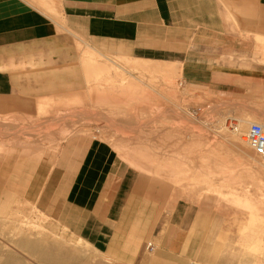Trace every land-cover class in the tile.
I'll use <instances>...</instances> for the list:
<instances>
[{
	"label": "crops",
	"instance_id": "crops-1",
	"mask_svg": "<svg viewBox=\"0 0 264 264\" xmlns=\"http://www.w3.org/2000/svg\"><path fill=\"white\" fill-rule=\"evenodd\" d=\"M104 52L130 59L127 75L169 84L180 76L192 89L217 93L242 77L264 87V0H0V173L7 167L8 183L37 189L40 214L74 235L79 252L104 255L108 264H175L146 259L143 241L169 242L189 230L192 206L102 139L63 141L62 125L80 121L67 109L95 107V85L115 83L112 68L121 66ZM121 78L128 87L146 85L141 76ZM22 124L56 130L32 136ZM87 262L77 256L73 264Z\"/></svg>",
	"mask_w": 264,
	"mask_h": 264
},
{
	"label": "rangeland",
	"instance_id": "rangeland-1",
	"mask_svg": "<svg viewBox=\"0 0 264 264\" xmlns=\"http://www.w3.org/2000/svg\"><path fill=\"white\" fill-rule=\"evenodd\" d=\"M104 55L121 66L112 68L115 83L95 85V92L90 93V99L95 96V107L67 109L69 114L65 115L72 116L73 120L87 121L88 115L94 114L96 122H65L63 141L68 142L77 135L95 136L109 143L128 163L127 158L136 156L138 163L151 166L150 171H141L144 177L152 179L161 191L170 188L175 192L176 201L184 200L192 206L194 223L189 230L176 232L169 242L168 236L157 243L151 237L143 241L146 259H173L175 264H264V250L253 253L240 246L251 242L242 235L240 226L248 218L249 210L238 209L230 203L235 196H240L264 208V172L254 159L263 163L264 160L250 147L247 153H242L229 141L239 119L264 123V87L260 81L249 83L242 77L241 83L232 86V90L219 93L196 90L184 85L180 76L169 84L157 75L138 71L127 75L123 68L130 59L105 52ZM99 61L111 66L105 58ZM140 76L146 85L128 87L121 80V77ZM152 78L155 81L150 83ZM84 82L88 83L81 75L80 83ZM19 127L32 136L43 137H50L56 130V125L51 124ZM2 129L0 125V132ZM213 142L224 149L215 148ZM46 143L50 141L44 139L43 144ZM6 169L0 173L4 177L0 182V206L4 205L0 207V264H73L77 256L87 257V264L109 263L104 255L91 250L79 252L80 245L74 235L40 214L37 189L14 187L13 182L8 183ZM158 171L164 176H159ZM135 228L140 230L138 225ZM252 234L264 240V229H255ZM219 238L224 240L222 247H219ZM149 243L154 246L152 252L147 250ZM188 243L190 246L185 251ZM197 247L203 248L200 254L196 252ZM41 248L42 251L36 252Z\"/></svg>",
	"mask_w": 264,
	"mask_h": 264
},
{
	"label": "bare ground",
	"instance_id": "bare-ground-1",
	"mask_svg": "<svg viewBox=\"0 0 264 264\" xmlns=\"http://www.w3.org/2000/svg\"><path fill=\"white\" fill-rule=\"evenodd\" d=\"M96 64H98V63H96ZM115 65V64H114ZM102 68V67H101ZM97 70V69H96ZM98 71V70H97ZM99 72V71H98ZM97 72V73H98ZM97 73H95V75L97 74ZM89 77V76H88ZM94 77V76H93ZM95 78H97L96 76H95ZM134 82V81H133ZM136 82V81H135ZM134 82V84H136ZM132 83V82H131ZM138 84V83H137ZM140 85V84H139ZM180 101V100H179ZM167 105V104H166ZM187 109V108H186ZM186 111V110H185ZM177 112V111H176ZM179 113V112H178ZM259 120V119H258ZM251 121H247V120H244V119H239V122H237V126H234L233 127V130H231L232 131V133H231V136L229 135V137H230V143L234 146V148H236V149H238L240 152H242V153H247V150H248V147H250L249 146V144L246 142V139H245V137H244V133L247 131V125H249V124H253L252 122L250 123ZM256 122V121H255ZM260 122H262V121H260ZM204 124V123H203ZM256 124H259L258 122L256 123ZM260 125L261 126H263L264 127V123H260ZM222 135V134H221ZM228 138V137H227ZM227 140V139H226ZM216 142V141H215ZM215 142H213V146L216 148V147H218L217 145L219 144V143H217V144H215ZM219 142V141H218ZM221 143V142H220ZM142 144V143H141ZM223 144V143H222ZM222 144H220V145H222ZM225 145V144H224ZM201 147V146H200ZM220 147V146H219ZM218 147V148H219ZM225 147V146H224ZM215 148H211L212 149V153L214 154V153H216V150H215ZM221 148V147H220ZM251 148V147H250ZM143 149V148H142ZM146 149V148H145ZM221 149H224V148H221ZM252 149V148H251ZM149 150V149H148ZM253 150V149H252ZM209 151H211V150H209ZM254 151V150H253ZM255 152V151H254ZM208 153V152H207ZM256 153V152H255ZM212 154V155H213ZM257 154V153H256ZM209 156H210V154H208ZM218 155V154H217ZM258 155V154H257ZM219 156V155H218ZM259 156V155H258ZM214 157V156H213ZM260 157V156H259ZM144 158H146V157H144ZM143 157L141 158V159H144ZM148 158V157H147ZM261 158V157H260ZM128 159V161H129V164L131 165V166H133V167H135L136 169H138V170H140V171H142V172H146V171H150L151 170V166H150V164H147V163H138L137 162V158H136V156H130L129 158H127ZM149 159H151V158H149ZM262 159V158H261ZM203 160H205L206 162H207V160H206V158H204L203 157ZM202 160V161H203ZM145 161H147V160H145ZM222 161H225V159L223 160L222 159ZM229 161H227V163H228ZM254 162H255V164L256 165H260L262 168L264 167V163L263 162H259V161H257L256 159H254ZM148 163H151V162H148ZM172 163V162H171ZM202 163V162H201ZM205 163V162H204ZM239 163H241V162H239ZM207 164V163H206ZM226 164V163H225ZM230 164V163H229ZM175 170V169H174ZM228 170V169H227ZM230 171V170H229ZM228 171V172H229ZM231 171H233V170H231ZM176 172V171H175ZM227 173V172H226ZM230 173V172H229ZM157 174L159 175V176H164V175H162L163 173H161V172H157ZM225 174V173H224ZM223 174V175H224ZM231 174H234V172L233 173H231ZM236 174V173H235ZM210 175V174H209ZM219 175H221V174H219ZM178 177H180L179 175H177ZM216 176V175H215ZM242 175H240V177H241ZM197 177V176H196ZM203 177H204V175H203ZM211 177V176H210ZM232 177H234V175L232 176ZM182 178V177H181ZM214 178V177H213ZM177 179V178H176ZM202 179V178H201ZM201 179H199V181L201 180ZM204 179H207V177L206 178H204ZM178 180V179H177ZM181 180V179H180ZM203 180V179H202ZM196 181V180H195ZM194 181V182H195ZM197 181H198V179H197ZM179 182V181H178ZM177 184V183H176ZM181 183H179V185H180ZM215 194V193H214ZM218 199V198H217ZM219 201V200H218ZM230 203H231V205H233V206H235V207H237L238 209H246V210H249V215H247V219H246V221L242 224H240V226H241V233H242V235L243 236H247V238H250L251 239V242H250V244H246V242H244V243H242L240 246H242L243 248H245V249H248L249 251H252L253 253H259L261 250H264V240H263V237L262 236H260V237H257V236H255V235H253L252 234V231L253 230H255V229H264V208H262L259 204H252V202L251 201H249V200H244V199H242L240 196H235L234 198H233V200L232 201H230ZM231 207V206H230ZM18 211V210H17ZM17 211H15V212H17ZM241 212V211H240ZM254 212H256V213H254ZM260 212H263V214H261ZM242 213V212H241ZM252 230V231H251ZM240 233V234H241ZM250 233V235H252V236H248V234ZM246 238V237H245ZM37 249V248H36ZM44 250V249H43ZM53 250V249H52ZM39 251H42V248H41V250L39 249L38 251L36 250V252H39ZM35 253V252H34ZM58 253V252H57ZM57 256V255H56Z\"/></svg>",
	"mask_w": 264,
	"mask_h": 264
},
{
	"label": "built area",
	"instance_id": "built-area-1",
	"mask_svg": "<svg viewBox=\"0 0 264 264\" xmlns=\"http://www.w3.org/2000/svg\"><path fill=\"white\" fill-rule=\"evenodd\" d=\"M244 137L249 146L264 160V127L256 123L250 124ZM147 250H154L152 243L147 245Z\"/></svg>",
	"mask_w": 264,
	"mask_h": 264
}]
</instances>
